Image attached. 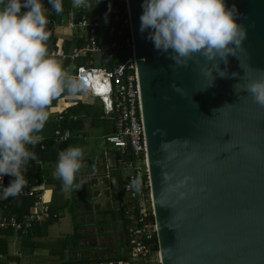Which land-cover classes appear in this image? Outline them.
Here are the masks:
<instances>
[{"label":"water","instance_id":"water-1","mask_svg":"<svg viewBox=\"0 0 264 264\" xmlns=\"http://www.w3.org/2000/svg\"><path fill=\"white\" fill-rule=\"evenodd\" d=\"M142 3L126 0L160 264H264V107L233 90L240 65L264 70V0H227L244 36L210 87L211 62L155 50Z\"/></svg>","mask_w":264,"mask_h":264},{"label":"clouds","instance_id":"clouds-1","mask_svg":"<svg viewBox=\"0 0 264 264\" xmlns=\"http://www.w3.org/2000/svg\"><path fill=\"white\" fill-rule=\"evenodd\" d=\"M48 3L56 14L62 13V0ZM0 4H4L0 9V182L4 175L13 177L3 187V198L8 199L20 195L27 185L24 170L36 156L26 146L41 141L38 133L49 118L52 100L65 92L71 96L87 93L91 85L49 53L48 8L43 0H0ZM73 7L92 6L89 0H73ZM142 8L140 31H148L147 39L157 52L170 51L169 58L177 67H187L196 57L211 62L202 69L210 78L209 87L216 79L213 72L221 78L228 76L221 62L227 65L229 56L237 58L236 49L244 36L234 4L229 6L227 0H143ZM240 67L243 75L233 85L234 93H247L264 107V70L253 69L259 74L248 79V70ZM83 160L79 146L59 152L53 175L65 191L74 187ZM138 183L133 186L138 188Z\"/></svg>","mask_w":264,"mask_h":264},{"label":"built area","instance_id":"built-area-1","mask_svg":"<svg viewBox=\"0 0 264 264\" xmlns=\"http://www.w3.org/2000/svg\"><path fill=\"white\" fill-rule=\"evenodd\" d=\"M104 1L114 2L118 8H112L104 16L81 14L76 19L75 14L82 7H74L66 21L48 17V25L59 28L67 22L66 27L74 31L77 39H83L80 47L73 45L68 50L55 48L48 51L62 63L81 57L96 58L109 52L118 62L112 69H107L89 61L90 65H80L72 74L88 80L91 88L86 94L100 101L103 118L110 119L115 124L116 132L104 139L117 152V164L124 172L122 191L126 196L123 207L127 219L128 259L135 264H160L126 0ZM48 7L53 12L52 5L48 3ZM101 28H106L116 38L111 42L105 39L100 42L98 30ZM68 108L65 107L58 114L57 125L50 135H40L41 141L34 146L27 145L28 150H45L49 144L61 145L82 137L80 132L63 126L64 123L77 121V116L70 113ZM12 179L9 175L2 177L0 202L4 200L3 187H7ZM137 180L138 188L133 186ZM15 198L31 199V209L20 216L0 213V231L9 229L15 234L26 235L34 226L58 218L45 200L43 181L36 180L35 184L27 185ZM2 257L0 252V259Z\"/></svg>","mask_w":264,"mask_h":264},{"label":"crops","instance_id":"crops-1","mask_svg":"<svg viewBox=\"0 0 264 264\" xmlns=\"http://www.w3.org/2000/svg\"><path fill=\"white\" fill-rule=\"evenodd\" d=\"M90 102L93 109L100 110L101 114L98 120L86 122L88 131L96 130L101 126V123L110 121L111 124L102 128L106 134L105 138L112 134L114 121L103 118L100 101L92 98ZM56 103H58V107L52 104L48 108L49 118L38 135H50L57 125L59 110L74 106V102L58 101ZM78 118L79 116H77V120ZM92 122L95 124L92 125ZM83 129L75 130L80 132L82 137L71 140L73 147L86 142V132ZM59 146L49 144L45 150L35 148L44 151L43 156L37 161H29L26 170H24L27 185L35 184L36 180L45 183V200L58 218L34 226L26 235L15 234L9 229L0 231V252L3 255L0 264H135L128 259L127 219L123 207L126 196L122 188L123 195L121 198L118 196V176L124 183V172L117 164V152L110 144L106 143V149L99 159L94 157L89 161H83V167L90 168L93 164H96V167L84 175L86 181H83L82 184L89 185L91 183L92 186H95L104 182L107 190L103 200H100L99 192L95 195H91L85 189L80 192L79 188L82 184L79 186L78 183H74L70 202H68L59 198L55 189L59 179L55 178L53 173L58 161V154L61 152ZM100 177H103L102 181L98 180ZM50 186L52 189L49 188ZM82 188L84 187L82 186ZM67 208H69L70 215L72 214L71 223L66 218H62L61 212ZM4 212H7L6 209L0 208V213Z\"/></svg>","mask_w":264,"mask_h":264},{"label":"trees","instance_id":"trees-1","mask_svg":"<svg viewBox=\"0 0 264 264\" xmlns=\"http://www.w3.org/2000/svg\"><path fill=\"white\" fill-rule=\"evenodd\" d=\"M7 0H5V3ZM98 0H89V3L91 4V8L88 7H82L79 11V13L75 14L76 19L77 16L81 14H85L88 16H104L106 14L110 13V10L112 8H118L117 4L114 2H109V1H104L100 0V3H98ZM44 6L48 8V12L46 15L48 17L53 18L54 20L58 21L60 19L67 20L69 18L70 12L74 9L73 7V1L72 0H62V5H63V11L60 14H56L54 11L52 12L49 7H48V0H43ZM97 4V5H96ZM4 7V4H0V9ZM93 8V9H92ZM23 11H27V9L23 8ZM75 19V20H76ZM55 27L54 25H47V31L49 32V39L47 40V48L48 50L50 49H59V48H64V49H69L71 46L75 45L77 47H80L83 43V39H77L76 34L74 33V36L70 40H59L55 36ZM85 35V33H84ZM115 35L110 33L106 28H101L98 30V40L101 42L103 39H105L108 42H111L115 39ZM89 61H94L92 63L94 64H100L106 67L107 69H112L118 62L112 58L111 53H105L100 56H96V58H88V57H81L78 60L75 61H67L65 63H62L65 68H68L71 70L73 73L76 68L80 65H90ZM90 100L92 98L88 94L84 93H78L75 96H71L67 94L66 92L61 94L58 98H55L52 100L51 105L55 104L58 101L61 102H74V106L71 108H68V111L74 115L79 116L78 120L72 123H64L63 126L65 128H70L71 130H80L83 129L84 124L89 121V120H98L100 117V110H95L93 109V105L91 104ZM50 105V106H51ZM49 106V107H50ZM63 109L59 110V113ZM95 123L92 122V125ZM112 133L116 132L115 124L112 125ZM69 146L73 147L72 141L69 140L68 142L62 144L59 146L60 151L68 148ZM29 151L35 153L36 159L35 160H30V162L37 161L42 158L44 151H39L38 149H29ZM118 186H119V193L118 196L119 198L122 197V185L123 183L121 182L120 177L118 176ZM32 206V201L31 199H23V198H15V197H9L8 199H4L3 201L0 202V208L3 209L5 207L6 213L9 214H14L17 216H20L24 213H27L30 211ZM121 214L123 216V213L121 211Z\"/></svg>","mask_w":264,"mask_h":264},{"label":"rangeland","instance_id":"rangeland-1","mask_svg":"<svg viewBox=\"0 0 264 264\" xmlns=\"http://www.w3.org/2000/svg\"><path fill=\"white\" fill-rule=\"evenodd\" d=\"M66 25H67V22L62 27L55 29V36L56 37L61 38L63 40H67V39L72 37L74 31L68 29L66 27ZM54 106L58 107V103L54 104ZM108 124H111V122L105 121V122L101 123V126L99 128H97L96 130L92 129L89 131H88V129H89L88 123H86L84 125L83 130L86 132L85 137L87 140L85 143H83V145H78L84 151V160L83 161H86V160L89 161L91 158H94V157H96V159H99L102 156V154L104 153V151L106 149V142L104 139V135H106V134L102 128ZM56 164H57V162H56ZM95 167H96V164H93L90 168L82 167L81 170L77 173L74 183H78V185L80 186V184H82L83 181H86V176H84V175L88 174V171L94 169ZM81 176H84V177L82 178ZM102 179H103V177L98 178V180H101V181H102ZM82 186L84 188H82ZM82 186H81V188H79L80 192H82L81 190H83V189L90 192L91 195H95V194H97V192H99L100 196H101L100 200H103V197L105 196V191L107 190V186L104 182H101L95 186H92L91 183L89 185H87V184L83 185L82 184ZM49 188L52 189V186H50ZM55 189L57 191V192L55 191L57 193V196L58 195L60 196L59 198H62L63 200L70 202L71 190L65 191L63 189L61 180H59L58 186ZM68 205H69V203H68ZM61 213L63 215L62 218L63 217L66 218L68 220V222L71 223V220H72L71 215L72 214L70 215L69 208L64 209Z\"/></svg>","mask_w":264,"mask_h":264}]
</instances>
